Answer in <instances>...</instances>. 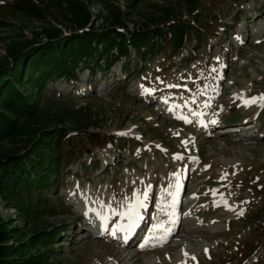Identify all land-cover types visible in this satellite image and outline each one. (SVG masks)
<instances>
[{"label":"rangeland","instance_id":"1","mask_svg":"<svg viewBox=\"0 0 264 264\" xmlns=\"http://www.w3.org/2000/svg\"><path fill=\"white\" fill-rule=\"evenodd\" d=\"M32 1L44 11L45 19L29 17L13 0H0V65L12 61L14 46L34 42L43 28L81 31L66 18L70 13L64 0ZM76 1L84 3L94 18L100 15L97 30L110 25L105 0ZM133 1L108 0L131 14L129 30L134 25L143 27L144 20L161 8L175 19L189 13L183 6L170 10V0H137L139 4L128 11ZM55 3H62L64 9L51 13L48 7ZM202 7L204 13L194 19L205 35L196 50L190 45L174 52L173 45L165 44L156 53L148 52L146 61L137 62L131 50V57L113 60L106 70L103 63L102 70L93 71L76 59L75 82L66 77L47 81L40 94L43 111L82 109L89 122L79 130L66 121L78 154L64 156L55 187L45 191L46 206L55 208L51 214L57 217L41 212L32 222L39 226L28 228L20 224L14 209L6 211L0 205V215L12 233L10 244L31 243L37 230L53 233L57 227L60 231L69 227L54 248L46 250L47 264H119L121 250L129 257L137 255L125 264H264V182L258 181L264 179V107L259 102L244 104L245 99L264 95V0H205ZM101 58L103 62L108 56ZM129 61L134 63L125 73L123 64ZM101 79L106 82L100 83ZM170 97L177 104H170ZM43 115L42 121L24 118L20 125L23 130L56 126L53 116ZM195 116L201 119L195 121ZM69 145L63 143L61 149ZM197 190L199 199L186 206L184 198L181 206L192 208L186 218L201 226L185 227V209L178 203L184 191ZM169 192L178 193L174 208ZM141 204L149 213L140 233L162 235L155 228L162 225L175 233L168 244L160 246L152 240L159 245L142 249L132 242L125 245L91 237L93 227L87 220L96 217L85 210L99 208L119 220L132 209L139 214ZM15 222L18 228L11 226Z\"/></svg>","mask_w":264,"mask_h":264},{"label":"trees","instance_id":"2","mask_svg":"<svg viewBox=\"0 0 264 264\" xmlns=\"http://www.w3.org/2000/svg\"><path fill=\"white\" fill-rule=\"evenodd\" d=\"M13 1L18 4L21 12L29 17L45 19L44 11L37 2ZM170 3V10L183 6L184 12L189 13L185 14L184 18L175 19L173 13L161 8L160 11H155L158 16H149L148 20H144L143 27L134 25V28L129 30L131 14L105 0L103 6L109 12L110 25L97 30L96 23L100 15L94 18L84 3L64 0L70 13L66 18L74 20L73 25L81 28L79 33L67 32L65 27L63 30L43 28L36 32L34 42H23L10 50L12 61L0 65V205L6 211L14 209L20 224L37 228L39 224L32 225V222L40 217L41 212L52 215L51 217L58 216L51 214L56 211L55 208L46 206L49 202L45 191L55 187L64 156L78 154V148L74 144L76 138L70 135L66 121L71 120V124L79 127V130H83L89 122L88 118L82 116L86 114L82 109L62 110L58 114L43 111L40 106V94L47 81L63 75L76 79V59L83 61L84 65H89L93 71L102 68L101 55L108 56L104 62L107 63L106 68H109L113 60L131 57V50L134 51L136 62L146 61L148 52L156 53L165 44L173 45L174 52H182L190 45L196 50L205 30L194 18L204 13V7L199 6L205 5V0H170ZM138 4L137 0L131 2L128 11ZM63 7L62 3H55L49 6L48 10L53 13V9L62 11ZM178 13L177 11L175 14ZM182 18L183 21H180ZM42 36L45 40L39 39ZM40 41L44 42L36 44ZM132 63L134 62L129 61L123 67L131 71L129 66ZM137 67L139 68V65ZM21 87L26 90L20 91ZM47 113L54 117L56 126L23 130L20 125L24 118L31 123L42 121L43 114ZM66 142L70 145L66 150H62L63 143ZM81 154H84L83 151ZM8 226L9 223L0 215V264H47L44 256L46 250L53 249L69 228L60 231L57 227V232L54 231L56 228H53V233L47 229L37 230L31 243L17 245L10 244L12 233ZM11 226L18 228V223H12ZM18 234L22 235L20 232ZM41 248H44L43 251H40Z\"/></svg>","mask_w":264,"mask_h":264},{"label":"bare ground","instance_id":"3","mask_svg":"<svg viewBox=\"0 0 264 264\" xmlns=\"http://www.w3.org/2000/svg\"><path fill=\"white\" fill-rule=\"evenodd\" d=\"M236 132H241V133H243V134H245V131L244 130H242V129H238ZM194 193V192H193ZM192 193V194H193ZM192 198H194V197H192ZM190 200H194V199H191L190 198ZM142 205V204H141ZM139 210H140V212H139V219L138 220H136V222H135V226L129 231L128 230V224H129V221H128V219L126 218V216H123L122 218H118L119 220H120V222H121V224L118 226V227H120V229L121 230H126L130 235H131V233H133L135 230H136V228L137 227H139L140 226V224L142 223V221H143V219H144V217L146 216V215H148V211L147 210H145V207H144V205L143 206H139ZM88 211V210H87ZM90 211H93V213L96 215V217H99V216H103V218L102 219H100L99 221H97V219H94L92 216H91V218H93L94 219V221H91V220H93V219H90V218H88L89 220H87V222H88V224H89V226H107V224H109V222H115V221H119V220H117V218H115V219H113V215H110V214H106V212H104V211H102L101 209H99L98 208V210L97 209H95V210H92V209H90ZM192 212V209H189V210H187V209H185V213H184V217H185V227H199V226H201V225H199V223L200 222H198L197 220H192V219H188V218H186L187 217V213L188 214H190ZM91 215H93V214H91ZM175 217H176V215H175ZM180 219V217H177L176 219H175V221H174V223H176L178 220ZM124 220H127L128 221V224L127 225H125V224H122V222H124ZM172 223H173V221H171ZM203 224V223H202ZM171 228H172V226H171ZM121 230L119 231V232H121ZM139 233H140V231H139ZM153 233V232H152ZM173 234V233H172ZM172 234H171V236H170V238H169V240H168V242H167V244L170 242V240L172 239V237L174 236V234H173V236H172ZM113 235H115V234H113ZM110 236H112V234L110 235ZM148 238H149V236H148ZM152 243H150L148 246H150ZM142 245V244H141ZM148 246H146V247H144V248H147ZM121 252L123 253V255L122 256H119V264H121L122 262L124 263L126 260H132V259H134L136 256H134V257H129V254H127V251L126 250H121ZM115 255H118L117 254V250H115V253H114ZM126 254V255H125ZM157 255V254H156ZM160 258V257H159ZM159 260V259H158ZM125 264V263H124Z\"/></svg>","mask_w":264,"mask_h":264},{"label":"snow or ice","instance_id":"4","mask_svg":"<svg viewBox=\"0 0 264 264\" xmlns=\"http://www.w3.org/2000/svg\"><path fill=\"white\" fill-rule=\"evenodd\" d=\"M237 39H239V37H237ZM217 59H219V58H217ZM213 71H216V70L213 69ZM170 87H175V85H170ZM148 91H149L148 89H144V92H148ZM238 98L243 99L242 96H238ZM165 102L167 103V101H165ZM258 102L260 103V106L261 107H264V95H261L259 97H252V98H249V99H245L244 100L245 106H251V104L258 103ZM207 106L208 105H205V107H207ZM184 120H185V123H191V121L188 120L187 118H184ZM211 122L212 123H216L215 120H213ZM124 134L125 133H120V135H124ZM177 135H178V133H177ZM184 143H187V142H184ZM176 158L177 159H180L181 157L180 156H177ZM226 176H227V174H225V176L222 177L221 179H225ZM177 190H179V184H177ZM177 194H174V193L169 192V196H171V198H172L171 207H173V208L176 206V203H177V199H176V195ZM215 194L216 193L214 191L213 192V195H215ZM221 199H222V202L225 204V206L228 207L227 201L226 200H223V197H221ZM139 206H142V205H139ZM229 210H232V209L229 208ZM85 215H87V213H85ZM121 215L126 216V218L128 219V221H129L128 230L129 231L135 226L136 220L139 219V214L137 212H135L134 209L130 210V212H128V213H122ZM155 228L159 232H161L162 235H160V234H154L153 236L149 237V239L146 240L145 243L141 245L142 248L148 246L151 243L152 240H158L159 243H160V246H162L163 243H166L167 242V236L171 234V230L169 228H164L162 225H157V226H155ZM152 246H156V245L155 244H152ZM193 259H194V257H193Z\"/></svg>","mask_w":264,"mask_h":264}]
</instances>
